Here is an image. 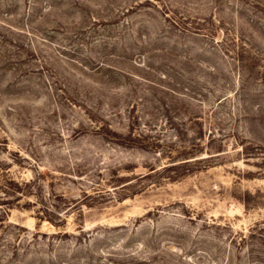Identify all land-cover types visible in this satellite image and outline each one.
Segmentation results:
<instances>
[{
	"label": "rangeland",
	"instance_id": "374dc122",
	"mask_svg": "<svg viewBox=\"0 0 264 264\" xmlns=\"http://www.w3.org/2000/svg\"><path fill=\"white\" fill-rule=\"evenodd\" d=\"M0 264H264V0H0Z\"/></svg>",
	"mask_w": 264,
	"mask_h": 264
}]
</instances>
